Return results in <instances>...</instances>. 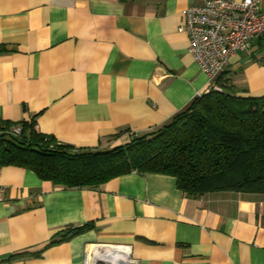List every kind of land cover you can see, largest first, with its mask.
<instances>
[{"label": "crops", "instance_id": "0c3cea01", "mask_svg": "<svg viewBox=\"0 0 264 264\" xmlns=\"http://www.w3.org/2000/svg\"><path fill=\"white\" fill-rule=\"evenodd\" d=\"M201 2L0 0V126L25 122L75 149L106 150L168 124L212 87L184 28V10ZM221 74L240 95H264V44ZM0 166V264H83L105 243L129 245L136 264H264V192L192 196L170 174L138 171L61 187Z\"/></svg>", "mask_w": 264, "mask_h": 264}, {"label": "trees", "instance_id": "16d2710c", "mask_svg": "<svg viewBox=\"0 0 264 264\" xmlns=\"http://www.w3.org/2000/svg\"><path fill=\"white\" fill-rule=\"evenodd\" d=\"M228 80L219 75L217 89L197 96L168 124L106 150L75 149L22 122L20 136L0 134V165L28 168L61 187H98L138 171L170 174L192 196L264 192V95H240ZM90 228L68 225L52 243Z\"/></svg>", "mask_w": 264, "mask_h": 264}, {"label": "built area", "instance_id": "2783aa9c", "mask_svg": "<svg viewBox=\"0 0 264 264\" xmlns=\"http://www.w3.org/2000/svg\"><path fill=\"white\" fill-rule=\"evenodd\" d=\"M188 51L217 89L215 79L238 52H248L255 43L264 44V10L259 0H202L184 10ZM21 124L2 125L0 134L20 136ZM6 188L1 181L0 202ZM83 264H136L127 244L105 243L90 247Z\"/></svg>", "mask_w": 264, "mask_h": 264}]
</instances>
